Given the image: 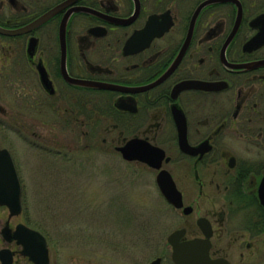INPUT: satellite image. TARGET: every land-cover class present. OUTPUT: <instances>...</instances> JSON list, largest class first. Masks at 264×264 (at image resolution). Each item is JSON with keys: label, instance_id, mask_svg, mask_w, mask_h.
Instances as JSON below:
<instances>
[{"label": "flooded vegetation", "instance_id": "obj_1", "mask_svg": "<svg viewBox=\"0 0 264 264\" xmlns=\"http://www.w3.org/2000/svg\"><path fill=\"white\" fill-rule=\"evenodd\" d=\"M133 139L164 153L181 240L204 219L210 258L264 264V0H0V150L21 190L18 215L0 206V264L40 259L18 225L57 264L27 208L33 175L89 168L103 146L144 166L119 150Z\"/></svg>", "mask_w": 264, "mask_h": 264}, {"label": "rangeland", "instance_id": "obj_2", "mask_svg": "<svg viewBox=\"0 0 264 264\" xmlns=\"http://www.w3.org/2000/svg\"><path fill=\"white\" fill-rule=\"evenodd\" d=\"M102 150L89 168L83 165V157L73 158L82 170L65 167L70 163L58 157L59 169L65 167L61 173L33 175L39 185L37 201H28L27 208L51 239V260L57 264H148L161 257L162 264H171L166 238L183 224L181 213L161 196L155 171L140 164L121 168L109 154L110 148ZM26 193L29 198L34 189ZM194 218L192 213L188 224Z\"/></svg>", "mask_w": 264, "mask_h": 264}, {"label": "water", "instance_id": "obj_3", "mask_svg": "<svg viewBox=\"0 0 264 264\" xmlns=\"http://www.w3.org/2000/svg\"><path fill=\"white\" fill-rule=\"evenodd\" d=\"M212 1V0H211ZM220 2L221 0H214ZM197 8L196 13L198 10ZM61 35H64V26L61 29ZM89 84L87 82H83ZM91 86L105 89H114L115 86L110 85H100V84H90ZM177 126L178 122H177ZM179 143L184 141V138L179 137ZM122 157L126 160H138L139 162L147 165L148 167L159 170L156 175V184L164 199L172 205L175 209L182 208L181 196L176 189L169 173L165 170H160L162 160L164 158V153L161 149L156 148L147 142L142 140H130L122 148L119 149ZM0 206H6L9 209L10 215H18L20 212V188L17 180L15 170L12 166L11 160L5 150H0ZM189 208H184V214L189 213ZM198 225L202 228L204 233L203 239H191V240H181L185 234L184 229H177L171 232L166 242L171 249L170 259L173 264H229V262L224 258L211 259L209 257V237L210 230L208 231L206 227V221L204 219L198 220ZM24 231L26 236L35 235L36 239L40 244L38 257H32L36 264H46L47 263V248L45 239L37 232L31 231L21 225L16 227V233ZM31 233V234H29ZM29 253V252H28ZM30 254V253H29ZM161 258H155L148 264H160Z\"/></svg>", "mask_w": 264, "mask_h": 264}]
</instances>
